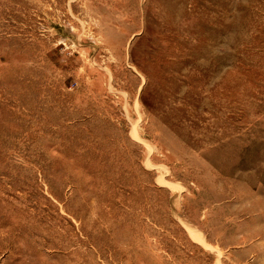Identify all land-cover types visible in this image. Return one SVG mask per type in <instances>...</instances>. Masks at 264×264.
I'll return each mask as SVG.
<instances>
[{"label":"rangeland","instance_id":"374dc122","mask_svg":"<svg viewBox=\"0 0 264 264\" xmlns=\"http://www.w3.org/2000/svg\"><path fill=\"white\" fill-rule=\"evenodd\" d=\"M0 264H264V0H0Z\"/></svg>","mask_w":264,"mask_h":264}]
</instances>
